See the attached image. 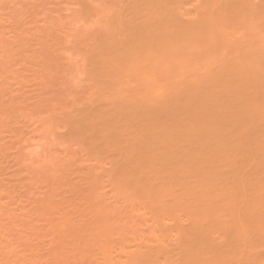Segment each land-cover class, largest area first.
<instances>
[{"label": "bare ground", "instance_id": "1", "mask_svg": "<svg viewBox=\"0 0 264 264\" xmlns=\"http://www.w3.org/2000/svg\"><path fill=\"white\" fill-rule=\"evenodd\" d=\"M64 6L70 12L61 17L68 19L64 25L74 29L58 22L64 38L42 33L33 42L37 54L23 42L27 30L16 27L21 14L12 18L15 32L8 36L25 39L23 62H0V96L9 93L10 80L24 79L6 74L5 64L16 71L23 64L31 69L33 57L46 64L41 49L47 46L55 54L57 47L65 65L56 73L64 78L59 93L51 89L52 97L38 99L31 111L16 101L0 105V120L26 128L17 138L37 133L28 153L40 165L55 157L40 154L46 138L57 148L78 145L81 166L94 168L100 182L93 178L86 207L72 206L75 216L53 193H40L39 209L50 215L57 208L51 227L68 242L67 253L52 245L45 257L34 225L43 215L21 211L18 189L0 171V264H148L143 258L264 264V0H71ZM8 36L0 29V48ZM67 86L76 90L65 94ZM6 166L0 156V170Z\"/></svg>", "mask_w": 264, "mask_h": 264}, {"label": "rangeland", "instance_id": "2", "mask_svg": "<svg viewBox=\"0 0 264 264\" xmlns=\"http://www.w3.org/2000/svg\"><path fill=\"white\" fill-rule=\"evenodd\" d=\"M11 1L12 0H4L3 3H0V4H2V5H0V13L3 12L2 13L3 15L0 14V16L2 17V19L6 16L3 20H0V27H1L0 29H1V31L3 30V34L5 33L6 36L12 35V33L15 29V27H14L15 26L14 22H16L15 19H16V17L18 18V16L21 14V17L23 15V18L21 19V17H20L19 20H17V23H19V24H17L16 27L18 28V26H22V29H24V31L27 30L26 37L28 36L27 37L28 39L29 38L32 39V36L36 37V38L32 39L31 41L28 40L27 38H25L27 41L26 42V41H23L25 39H22L20 37H18V39H17L16 37H14L13 40L15 39L14 40L15 42H13L12 37L10 38L8 36L7 40H6V43H7V41H8V43L7 44L5 43L6 44L5 47L0 48V62H2V60L5 57L12 64H18V63L21 64L23 62V59L21 57L23 55H21L19 53V49L23 45L22 43L25 42V43H28V45L33 44V45H29L32 48L31 50H29V52H33V49H34V52H36V51H38L37 50L38 48L36 47L37 45L35 46L36 49L33 47L35 44H37L38 39L43 38L44 33H47V35H49L50 33H53V34L49 35V38L51 36H54L56 39L62 40L61 37H63V35H62L63 33L62 34L60 33L61 37L59 38L58 37L59 32L57 29H59V27H61L60 25H62V24H60V23L63 20L64 21H63L62 26L65 27V31H66V28H68V29L73 28L74 29V26L73 27L71 26V28H70L69 25H68L69 27L67 25H64L65 21L68 19L61 18V17H64L65 15L68 16L69 10L67 11V8L64 5H66L68 2H71V0H18V1L14 0L15 1L14 4H12L13 2H11ZM116 1L117 0H115V2ZM119 1H121V3H122V0H119ZM117 3H119V2H117ZM11 4H12V6H11ZM13 7L16 9L17 13L15 12V9H13ZM19 8H21V9H19ZM1 9H2V11H1ZM12 9L14 11H12ZM23 9L25 12H23ZM62 10L63 11L66 10V12L61 13ZM10 11L12 12V15H11ZM38 11H39V13L37 14L36 12H38ZM43 11L47 16L45 14H43V16L41 15V13H43ZM48 11H51V12H48ZM13 12H15L17 15L15 16ZM60 13L62 14V15H59L60 17L55 15V14H60ZM7 14H8V16H7ZM34 15L36 16V18ZM37 15L38 16L41 15L40 19H37V17H38ZM69 15H70V12H69ZM9 16H10V18H9L10 20L8 19ZM27 16L29 18L24 19V17H27ZM14 17H15V19H12ZM30 17L31 18L34 17L33 18L34 20L31 19ZM48 17H49V19L51 18L52 22L48 19ZM52 17H53V20H52ZM46 18H47V20H46ZM27 19H28L29 23L27 22ZM30 21H32L31 27H33V28H31L30 25H28V24H30ZM71 21H72V23L69 21L70 24H74V25L76 24L77 25L76 20L75 21L71 20ZM50 22L51 23L54 22V23L59 25L56 27L57 31L55 30L54 24L49 26L51 24ZM58 22H60V23H58ZM65 24H67V22ZM27 26L29 29L27 28ZM53 26H54V28H53ZM35 27L40 29V31ZM11 28L12 29L14 28V29L12 30ZM30 28L32 29V32L34 29H37L36 31H39L41 34H39V32L37 33L36 31H34L33 33L30 32ZM47 29H48V32H47ZM49 29L50 30L52 29V31H50ZM43 30H45V31H43ZM60 30L62 31L64 29L61 28ZM29 32L32 34H34V33H37V34H35L36 36H34L32 34H28ZM42 33H43V35H42ZM67 33L71 34L72 32H70V33L67 32ZM22 37H24V36H22ZM54 37H52L51 39H48V40H52V39H54ZM35 39H36V43L34 44L33 42L35 41ZM9 40L10 41L12 40V41L10 42ZM19 40H21V41H19ZM17 41H18V43H17ZM29 41L31 43H29ZM52 41H53L52 44H54V46L58 45V48L63 47V45L61 44L62 41L56 42L55 39ZM46 42H48V41H46ZM46 42H45V44H46ZM11 43L14 45H12ZM9 44H11L12 46ZM19 45H21V46H19ZM49 45H51V44L49 43ZM44 46H46V45H43V47ZM51 46L53 47V45H51ZM48 47L49 46H47V49H46V47L41 49L42 55L44 57L45 56L47 57L46 60H47L48 64L47 63L45 64V62L43 61V60H45L44 58L42 60H38V58L33 57V62H35V65L37 64V61L40 63V64H38L39 66L36 65L37 66L36 68L34 67L35 65H33V67L31 69L34 68L33 69L34 71L31 70L30 68L29 69L24 68V64H23V66L21 65L19 67L16 66L17 71L13 70V65H10L8 67L7 64H5L6 66L3 64V66H5L6 68H4L2 66V69L4 68V70H5L4 72L6 74H8L10 76L11 73L13 72L16 75L20 74L19 75L20 78H22L24 76V79H22V80H20V79L10 80L9 85L11 84L12 87L10 86L9 89L12 90V92L9 90V93H4L2 96H0V105L6 107V106H10L11 102L13 103L16 101L15 103H17V104H18V102H19V104H20V102H21V104L22 103L24 104V107L21 106L22 108H25V106H26V108L28 107V109H30V111H31V107L33 105L35 107L38 99L46 101L47 97H48V99L50 96L52 97V95L50 94L49 91H51V89L56 90L57 85L61 81L59 78H61V77L64 78L63 77L64 73H56L57 72L56 69L60 68V70H62L61 67H63L62 65H65V63L60 60V55H58L59 52L57 51L58 50L57 47H55L56 50H54L57 52V54H55V52H53L52 47H51L52 48L51 50H50V48L48 50ZM44 49H46L48 51H46ZM34 52L32 54H37V52L36 53H34ZM43 52H44V54H43ZM45 52H46V54H45ZM48 52H49V54H47ZM38 54H39V52H38ZM7 56H9V57H7ZM29 59L30 58L28 57V61H29ZM55 59L56 60L58 59L60 61L61 66L59 65L60 63L58 62V60L56 61ZM41 62H43V63H41ZM57 64L60 67H58ZM27 65H29V64H27ZM47 65H50V67L47 68ZM41 66H43V67L41 68ZM51 68H53V69H51ZM6 69L9 72L11 71L10 74H9V72H6ZM47 70H51L52 72L51 71L47 72ZM34 72H36V73H34ZM37 72H39V73H37ZM34 74H36V75H34ZM18 80H20V81L25 80V82L24 83L22 82V84L20 81H19V83H16ZM19 84H20L21 89H23L24 91L20 89V92L18 91L19 92L18 93L16 90L19 88L18 87ZM46 86H48V87H46ZM81 88H83V87H81ZM59 89H61V88H59ZM58 90H56V93L57 92L59 93ZM64 90H66L65 94H67V93L74 91L76 89L74 86H67V88H65ZM21 91H23V92L21 93ZM46 91H48V93H45ZM53 92L55 93V91H53ZM2 120H0V156H4V160H5V163L7 164V166L2 168L0 171L4 175L8 174L7 177L10 178L9 183L18 189V192L16 195L17 196L16 201L18 203L17 205H21L20 206L22 208L21 211L24 214H26L27 212L28 213L32 212L33 214H42L43 215L42 221L34 223L35 229L37 231H39L40 235H41V242L39 245L40 254L42 256L46 255L45 257H47L49 255V252H50V251L47 252V248H49L52 245L55 247H59L63 252L67 253L66 247L68 245L67 244L68 242L64 241L62 243L61 238H58V236H59L58 231L53 230V228L51 227L52 225H54L58 221L57 218L60 216V215L56 214L58 212L57 208H55L50 213V215L42 213L41 210L39 209V206H38L39 202H37L36 199L41 198L40 193H44L46 191L48 193L51 192L55 196L54 197L55 203H57L58 206H60L64 210L68 211L71 216H75V215L71 214L73 205L83 208L89 204L90 192L92 190V182H93V178H95L94 174H93L94 168L88 167L86 165L83 167L81 166L80 160L82 158H84V156L80 152L78 145L72 144L71 147L64 148V149L63 148H57V146H55L51 143L50 138H46L44 140L45 141L44 145L40 148V151H41L40 154H42V153L45 154V153L49 152V153H52L55 157L53 158L52 163L46 162L45 164L40 165L38 160H37L38 157H31L28 153V149L30 148L29 145L38 140V139H32L34 136H37V133L36 134L32 133L33 134L32 136H31V133H29L27 135H23L22 138H17L16 136H14L16 131L20 130V131L24 132V130H26V128H23L21 125L19 126L18 124H17V126H15L12 122L9 123V121H7V120H4V121H2ZM27 130H30V129L27 128ZM61 136H62V132L58 133L57 139H59ZM48 137H50V136H48ZM39 146H40V144H37V148H39ZM53 147H55V148H53ZM34 161L36 163H38V165H39L37 167V169H32L33 166L29 165L30 162H34ZM52 168L55 169V173L52 176H49L48 172ZM96 175H97V171H96ZM99 176H100L99 179L104 181V179H105L104 173L99 174ZM96 180H98V179H96ZM19 213H20V211H15L14 216H18ZM18 217H16V218H18ZM31 239H32L31 243H34L35 242L34 238L32 237ZM143 261L147 262L148 264H162L159 260L151 262L149 260V258H143ZM76 264H84V263H76ZM94 264H100V263H94Z\"/></svg>", "mask_w": 264, "mask_h": 264}]
</instances>
